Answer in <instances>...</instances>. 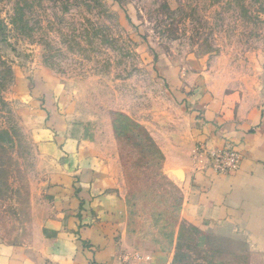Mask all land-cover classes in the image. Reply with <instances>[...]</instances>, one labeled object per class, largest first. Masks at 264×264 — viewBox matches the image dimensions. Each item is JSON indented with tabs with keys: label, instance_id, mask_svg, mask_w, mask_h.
I'll return each mask as SVG.
<instances>
[{
	"label": "rangeland",
	"instance_id": "obj_1",
	"mask_svg": "<svg viewBox=\"0 0 264 264\" xmlns=\"http://www.w3.org/2000/svg\"><path fill=\"white\" fill-rule=\"evenodd\" d=\"M0 23L1 242L30 240L64 173L117 193L174 264H248L182 218L176 173L218 150L199 139L208 106H264V0H0Z\"/></svg>",
	"mask_w": 264,
	"mask_h": 264
},
{
	"label": "crops",
	"instance_id": "obj_2",
	"mask_svg": "<svg viewBox=\"0 0 264 264\" xmlns=\"http://www.w3.org/2000/svg\"><path fill=\"white\" fill-rule=\"evenodd\" d=\"M205 113L210 118L200 128L202 149L235 148L241 166L222 175L212 169L210 155L190 157L179 180L182 218L208 236L246 245L248 264H264V106L237 117L216 105ZM65 152L57 153L58 171H64ZM101 183L60 174L52 181L48 212L30 240L0 241V264H174L175 246L144 247L143 238L127 228L120 196L104 191ZM136 255L142 260L135 262Z\"/></svg>",
	"mask_w": 264,
	"mask_h": 264
},
{
	"label": "built area",
	"instance_id": "obj_3",
	"mask_svg": "<svg viewBox=\"0 0 264 264\" xmlns=\"http://www.w3.org/2000/svg\"><path fill=\"white\" fill-rule=\"evenodd\" d=\"M212 160V169L217 174L227 175L236 172L241 166V155L235 148L213 150L209 153ZM137 260H142V256L137 255ZM149 259V258H147Z\"/></svg>",
	"mask_w": 264,
	"mask_h": 264
},
{
	"label": "water",
	"instance_id": "obj_4",
	"mask_svg": "<svg viewBox=\"0 0 264 264\" xmlns=\"http://www.w3.org/2000/svg\"><path fill=\"white\" fill-rule=\"evenodd\" d=\"M176 174H177L178 176L182 177V172L179 171V172H177Z\"/></svg>",
	"mask_w": 264,
	"mask_h": 264
},
{
	"label": "trees",
	"instance_id": "obj_5",
	"mask_svg": "<svg viewBox=\"0 0 264 264\" xmlns=\"http://www.w3.org/2000/svg\"><path fill=\"white\" fill-rule=\"evenodd\" d=\"M0 28H2V23H0Z\"/></svg>",
	"mask_w": 264,
	"mask_h": 264
}]
</instances>
